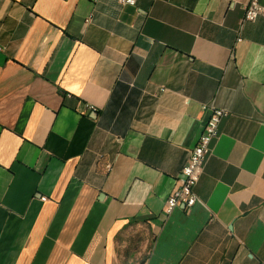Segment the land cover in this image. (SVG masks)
I'll list each match as a JSON object with an SVG mask.
<instances>
[{
	"label": "crops",
	"instance_id": "1",
	"mask_svg": "<svg viewBox=\"0 0 264 264\" xmlns=\"http://www.w3.org/2000/svg\"><path fill=\"white\" fill-rule=\"evenodd\" d=\"M248 1L0 0V264H264ZM212 103L198 201L167 215Z\"/></svg>",
	"mask_w": 264,
	"mask_h": 264
},
{
	"label": "built area",
	"instance_id": "2",
	"mask_svg": "<svg viewBox=\"0 0 264 264\" xmlns=\"http://www.w3.org/2000/svg\"><path fill=\"white\" fill-rule=\"evenodd\" d=\"M98 2L100 0H92ZM137 0H118L122 6L135 5ZM264 16V4L261 0H249L245 6L243 21H255ZM241 40V37L238 38ZM0 50L3 46L0 44ZM70 96V94H67ZM86 108L90 111L96 110L93 104L86 103ZM204 108L210 110V116L200 135L197 144L190 151L189 160L182 170L179 178V185L174 189L166 201L165 213L169 215L175 207L182 205L185 208L192 207L198 201L196 185L198 184L205 168L208 156L212 151V142L219 136V125L222 118L228 115L224 108L216 106L214 103L205 105ZM46 196L42 200H47Z\"/></svg>",
	"mask_w": 264,
	"mask_h": 264
}]
</instances>
